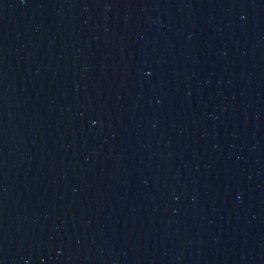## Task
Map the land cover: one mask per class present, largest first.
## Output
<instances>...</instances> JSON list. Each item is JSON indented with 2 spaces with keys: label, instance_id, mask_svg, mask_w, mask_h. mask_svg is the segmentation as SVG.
I'll return each instance as SVG.
<instances>
[{
  "label": "water",
  "instance_id": "obj_1",
  "mask_svg": "<svg viewBox=\"0 0 264 264\" xmlns=\"http://www.w3.org/2000/svg\"><path fill=\"white\" fill-rule=\"evenodd\" d=\"M0 264H264V0H0Z\"/></svg>",
  "mask_w": 264,
  "mask_h": 264
}]
</instances>
